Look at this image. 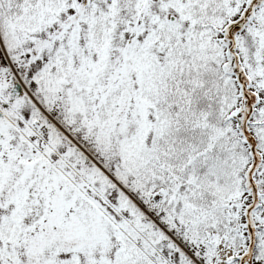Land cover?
<instances>
[{
  "label": "snow or ice",
  "instance_id": "obj_1",
  "mask_svg": "<svg viewBox=\"0 0 264 264\" xmlns=\"http://www.w3.org/2000/svg\"><path fill=\"white\" fill-rule=\"evenodd\" d=\"M0 264H264V0H0Z\"/></svg>",
  "mask_w": 264,
  "mask_h": 264
}]
</instances>
